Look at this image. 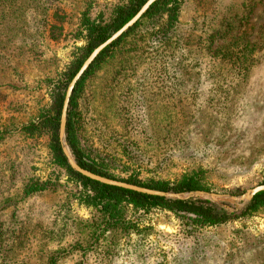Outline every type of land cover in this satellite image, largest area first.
I'll list each match as a JSON object with an SVG mask.
<instances>
[{
  "label": "rangeland",
  "instance_id": "374dc122",
  "mask_svg": "<svg viewBox=\"0 0 264 264\" xmlns=\"http://www.w3.org/2000/svg\"><path fill=\"white\" fill-rule=\"evenodd\" d=\"M128 1L0 0V264H264V210L192 235L171 211L130 209L151 230L89 246L92 190L59 162L50 128L26 129L53 113L88 23ZM246 1L181 0L171 47L144 43L147 24L138 47L130 38L116 48L86 82L87 146L122 160L134 151L143 179L203 169L211 189L195 198L243 209L264 184V0ZM226 29L242 41H209ZM33 181L45 188L26 194Z\"/></svg>",
  "mask_w": 264,
  "mask_h": 264
},
{
  "label": "trees",
  "instance_id": "16d2710c",
  "mask_svg": "<svg viewBox=\"0 0 264 264\" xmlns=\"http://www.w3.org/2000/svg\"><path fill=\"white\" fill-rule=\"evenodd\" d=\"M146 1L147 0H129L126 3L118 5L114 9L113 15L109 21H91L88 23L87 43L83 48L82 56L67 73L65 80L57 86L56 95L54 97L55 105L53 113L45 115L38 124L31 123L26 127L30 132H35L44 127L50 128L53 131V151L59 162H61V164L84 185L85 189L89 188L92 190V193H85L84 199L87 205L92 206L96 210V217L87 224L89 228L88 237L90 240H93L92 242L88 240L89 246L98 244L103 241V239L111 244L113 243V237L120 232L125 236H131L133 233L142 234L144 230H151L137 227L128 216L130 209H143L148 211L153 207H158L171 211L186 228L185 231L192 235L201 228L222 224L237 217L257 214L264 210V190L257 192L250 202L240 211H229L219 203L210 199H172L165 196L150 195L119 186L105 184L84 176L75 171L69 164L60 140L61 116L67 86L91 52L127 23ZM180 2L181 0H158L155 2L134 26L98 55L80 81L76 84L67 113L66 138L74 158L82 167L106 177L167 192L178 193L211 189L206 182L207 175L203 169L185 172L173 182L155 177L143 179L141 177V172L138 171L142 166H140L137 159L130 157L131 153H134V151L131 150L128 157L123 160L118 159L115 155L107 156V154L94 149L93 145H90V147L87 146L89 141L84 138L87 142L86 144L81 136L83 112L80 104L89 77L93 75L109 57L115 55L114 51L116 48L121 47L124 43L127 44V39L132 38V47H138L139 41L145 37L140 34L141 29H143L144 26L147 27V24L150 25L151 31H149L150 36L144 39V43H159L164 49H167V46L168 48L171 47L173 33L179 21ZM229 29L223 31L224 33L221 30H217L211 35L209 34V41L213 43L218 35H230ZM230 36L232 38L228 43L229 47L236 46L242 41V37H239L241 35L236 34ZM237 54L238 55H235L237 61L234 64H239L240 67H242V65L246 66V61L242 60V55L239 53ZM236 67L238 68V66ZM242 69L243 68H240V70ZM132 147L133 145L130 146L128 144L124 146V149ZM120 167H122L124 175H119L115 172V169H119ZM43 188H45L44 183L33 181L26 186L25 192L26 194H30Z\"/></svg>",
  "mask_w": 264,
  "mask_h": 264
},
{
  "label": "water",
  "instance_id": "95a60500",
  "mask_svg": "<svg viewBox=\"0 0 264 264\" xmlns=\"http://www.w3.org/2000/svg\"><path fill=\"white\" fill-rule=\"evenodd\" d=\"M158 0H147L144 5L140 8V10L127 22L125 23L120 29L115 31L109 38H107L104 42L99 44L87 57V59L84 61L78 72L75 74V76L70 81L66 96L64 100V105L62 109V116H61V125H60V140L62 143L64 154L66 155L69 164L71 167L83 174L84 176L90 177L91 179L100 181L105 184L119 186L127 189H131L134 191L150 194V195H159V196H165L172 199H190L195 198L198 196H201L202 194H205L207 192L201 191V190H195V191H189V192H167L162 191L159 189H152L144 186H140L137 184L129 183L126 181L113 179L110 177H106L97 173H94L90 171L89 169H86L82 167L74 158L70 147L67 142L66 138V123H67V113L69 108L70 99L72 96V93L75 89L76 84L80 81V79L83 77V75L86 73V71L89 69V67L92 65V63L95 61V59L98 57V55L106 49L109 45H111L113 42L117 41L122 35H124L132 26H134L141 17L149 10V8ZM264 190V184L258 185L254 187L253 189L249 190L245 195H243L241 198L245 199L247 202H249L252 197L260 191Z\"/></svg>",
  "mask_w": 264,
  "mask_h": 264
}]
</instances>
